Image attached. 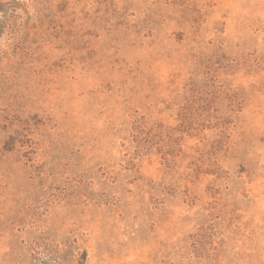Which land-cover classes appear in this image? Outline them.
Listing matches in <instances>:
<instances>
[{"label": "rangeland", "instance_id": "1", "mask_svg": "<svg viewBox=\"0 0 264 264\" xmlns=\"http://www.w3.org/2000/svg\"><path fill=\"white\" fill-rule=\"evenodd\" d=\"M0 264H264V0H0Z\"/></svg>", "mask_w": 264, "mask_h": 264}]
</instances>
